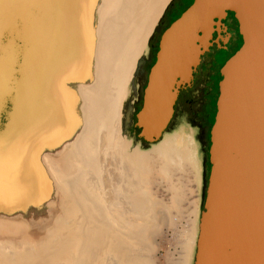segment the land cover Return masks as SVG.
<instances>
[{
    "label": "water",
    "instance_id": "obj_1",
    "mask_svg": "<svg viewBox=\"0 0 264 264\" xmlns=\"http://www.w3.org/2000/svg\"><path fill=\"white\" fill-rule=\"evenodd\" d=\"M89 4L0 0L1 213L33 207L47 192V174L33 152L48 141L53 113L60 119L71 110L64 80L88 67ZM227 11L241 43L218 67L191 264H264V0H192L183 7L160 31L139 106L133 112L126 103L122 128L142 147L160 140L179 88L190 83L212 31L224 29Z\"/></svg>",
    "mask_w": 264,
    "mask_h": 264
},
{
    "label": "bare ground",
    "instance_id": "obj_2",
    "mask_svg": "<svg viewBox=\"0 0 264 264\" xmlns=\"http://www.w3.org/2000/svg\"><path fill=\"white\" fill-rule=\"evenodd\" d=\"M167 2L168 0H107V4L102 8L103 3L98 0H90L87 12V26L91 28L88 67L83 76H73L64 80L63 84L66 87L63 88L62 95L71 99L67 102V106L71 110L65 115L67 117L63 116L60 119L53 113L54 116L47 121L49 123L47 128L50 133L48 141L36 146L33 152L39 157L41 167L47 174L49 187L41 197L42 200L33 204V207L29 206L24 210L12 213L0 212V241L5 240L10 243L12 240L21 248L40 245L48 241L55 226L63 218L61 209L59 210V207L56 206L57 201L54 199L53 192L54 189H58V186L50 179L51 173L57 176L59 174L64 175L72 164H76L77 167L78 165L83 166L103 178L113 179L112 182L109 181L111 186L106 181L107 185L105 189L103 188L106 195L103 200H105L108 208L116 209L120 213L119 215L129 213L132 210L135 213H143L146 210L147 198L144 197L143 199L139 194L134 193V190H129V182L132 180L129 181L130 177L128 178L129 175L125 167H129V160L132 163L138 161L137 154L139 153L137 152L141 148L138 147L136 141L132 140L130 134L123 130L122 120L124 108L128 101L126 99L127 92L129 88H132L130 87L132 83V90L137 87L133 82V78L136 79L135 76L139 74V72L136 74V67H138L136 62L142 57V54L146 53V46L153 32L159 30L153 29ZM142 58L144 60V57ZM130 149L134 150L131 155H129ZM121 168L123 169L121 170ZM131 170H134V167ZM103 184L101 185L103 186ZM137 190L136 188L135 191ZM99 192L104 193L98 191V194ZM80 199V196L76 197L75 203L80 212H84L85 220H88L90 218L89 209L84 206ZM92 201L95 203L94 199ZM96 201L99 202L97 199ZM53 203L54 207H51L50 204ZM103 204L105 207V203ZM116 210L111 211L116 212ZM115 212L113 213L115 214ZM114 214L112 215L114 216ZM132 217L135 218L136 216L133 215ZM122 226L125 227L123 224ZM121 230L123 231V228ZM127 232L134 233V231ZM141 233L139 234L141 235ZM144 238L146 239L145 236ZM101 255L103 254L101 253ZM39 258L38 264H51V259H56L52 264H58L63 259L62 250H57L52 254L44 252ZM102 259L104 258L102 257ZM126 260L128 261L125 264H130L129 259ZM76 264H82V262L79 261ZM89 264H100V261L95 262L93 260Z\"/></svg>",
    "mask_w": 264,
    "mask_h": 264
},
{
    "label": "rangeland",
    "instance_id": "obj_3",
    "mask_svg": "<svg viewBox=\"0 0 264 264\" xmlns=\"http://www.w3.org/2000/svg\"><path fill=\"white\" fill-rule=\"evenodd\" d=\"M98 1L103 3L102 8L107 4V0ZM191 1L187 0L186 6ZM180 12L175 13L171 20ZM238 43L236 48L241 41ZM231 51L220 62H223L233 52ZM145 54L141 56L144 57ZM136 82L137 80L134 79L136 89L129 88L127 92L126 99L131 105H134L136 99H139L141 87L138 88V82ZM161 138L159 142L157 141L158 143L155 142L146 147L137 143L141 148L137 152L139 153L137 154L138 161L132 163L129 160V167H125L129 175L128 178L130 177L129 181L132 180L129 182V190H134L133 192L139 194L143 199L147 198L146 210L143 213H135L133 210L129 212L128 210L129 213L119 215L120 213L116 209L108 208L103 200L106 195L103 188L105 189L107 183L112 182L113 179L103 178L83 166L78 165L77 167L76 164H72L64 175L57 176L51 173L50 179L59 189H54V199L57 201L56 206L59 207V210L61 209L63 218L55 226L48 241L25 248L19 247L12 240L10 243L5 240L0 241V264H38L39 256L44 252L52 254L57 250H62L63 255L62 261L60 260L58 264H76L79 261L82 264H89L93 260L100 261V264H105L107 261L106 264H125L128 261L126 259H129L130 264H191L200 208V194L204 180L200 153L194 138V128L184 119L176 117L175 122L169 125ZM133 153L134 150L130 149L129 155ZM131 163L133 166L130 165ZM133 167L134 170H131ZM89 188H91L90 191ZM136 188L137 191H135ZM98 191L104 193L99 192L98 194ZM79 196L84 206L89 209L90 218L88 220H85L84 212H80L75 203V198ZM93 199L95 203H93ZM103 203H105V207ZM50 205L54 207V203ZM105 209L107 211L116 210L117 213L115 211L109 213L110 211L107 212ZM125 215L126 217H124ZM141 216L144 218L142 219ZM128 220L132 221L128 224ZM137 223L140 230L143 229L142 231L139 230ZM122 228L124 232L121 230ZM125 229L128 230L125 231ZM127 231H134V233ZM141 239L145 241L143 242ZM14 249L16 250L14 251ZM134 259L136 262L133 261ZM55 261L56 259H51V264Z\"/></svg>",
    "mask_w": 264,
    "mask_h": 264
},
{
    "label": "flooded vegetation",
    "instance_id": "obj_4",
    "mask_svg": "<svg viewBox=\"0 0 264 264\" xmlns=\"http://www.w3.org/2000/svg\"><path fill=\"white\" fill-rule=\"evenodd\" d=\"M186 2L187 0H170L165 7L158 22L159 30L154 31L148 41L147 51L141 63L142 71L136 76L138 88L144 83L146 72L154 60L160 31L170 22L175 13L180 12L186 6ZM221 21L224 24V29L219 30V32L212 31L211 43L208 45V49L201 54L199 62L192 71L190 83L179 88L170 122L172 124L176 117H180L194 128V138L199 149L204 178L209 168L207 158L208 131L215 111L218 67L222 62L220 60L227 56L230 50L233 51L235 46L239 44L238 42L241 41L237 22L230 11H227ZM218 35L225 36V39L223 40ZM139 103L140 99H136L133 112L138 108ZM135 129L137 130V128Z\"/></svg>",
    "mask_w": 264,
    "mask_h": 264
},
{
    "label": "trees",
    "instance_id": "obj_5",
    "mask_svg": "<svg viewBox=\"0 0 264 264\" xmlns=\"http://www.w3.org/2000/svg\"><path fill=\"white\" fill-rule=\"evenodd\" d=\"M169 23V22H168ZM226 57V56H225Z\"/></svg>",
    "mask_w": 264,
    "mask_h": 264
}]
</instances>
